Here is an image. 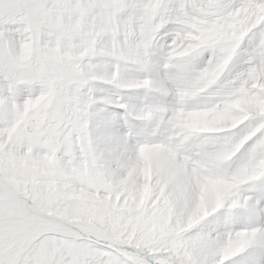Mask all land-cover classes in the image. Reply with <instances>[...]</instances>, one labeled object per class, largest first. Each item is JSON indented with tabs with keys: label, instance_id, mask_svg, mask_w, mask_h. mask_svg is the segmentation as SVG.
Returning <instances> with one entry per match:
<instances>
[{
	"label": "rangeland",
	"instance_id": "1",
	"mask_svg": "<svg viewBox=\"0 0 264 264\" xmlns=\"http://www.w3.org/2000/svg\"><path fill=\"white\" fill-rule=\"evenodd\" d=\"M260 1L262 6L255 9V0H235L231 3L234 6L232 12L245 16H252L253 12L258 14L264 7V0ZM191 2L203 5L200 0H184L185 4ZM95 4L98 3L93 0H0V174L22 193L26 190L33 193L36 185L52 186L65 195L66 200L61 202L63 205L59 202L54 210V207H48L42 212L81 225L110 243L143 248L151 261L139 253L121 252L88 238L36 232L13 224L19 223L20 217L11 209H1L0 264H220L226 260L227 253L218 254L217 260L207 256L210 240L214 239L208 228L210 219L219 213L224 218L233 209L241 207V203L231 208L223 203L226 195L223 189L215 190L209 196L208 190L198 192V183L188 181L186 186L193 190V198L191 204L185 205L175 196L168 181L158 175V179L151 176L148 164L143 166L137 179V173L129 174L127 178L115 173L114 165L96 143L94 128L99 117L106 115L105 111L112 103L124 105L122 97L110 91L111 86L97 73L105 71L117 77L121 71H132L133 67L123 59L95 57L94 42L81 35L82 22L93 29L98 27L100 19L89 9ZM225 10L207 15L198 10L191 17L192 23L201 28L213 26L217 28L215 32L224 33L227 22H223L226 26H221L220 18L227 16ZM222 43L224 49L229 47L227 41ZM255 44L252 43L254 50ZM256 75L263 84L264 71ZM243 79L255 80L249 74ZM261 88L227 91L221 96L239 94L241 102L252 99L254 107H262L264 88ZM109 92L113 94V100H108ZM170 95L169 92L167 97ZM195 95L209 100V94L202 90ZM225 100L223 98V102ZM195 105L203 109L199 105L204 104ZM257 116L253 117L257 119ZM129 118L136 123L135 119ZM247 118L240 123L246 122ZM262 120L263 125L258 127L261 136L247 128L241 138L244 141L258 137L256 145L261 156L256 159L264 157V116ZM108 121L112 122L111 118ZM182 121L184 125L187 122L183 118ZM226 121L223 119L222 122ZM230 130L237 137V128L234 126ZM187 133L183 131V137L175 142L180 151L175 150L173 156L184 167L187 164L183 159L185 156L192 168L185 172L189 180L200 182L203 177L192 174L196 171L191 163H197V160L188 153L191 144L185 140L189 139ZM219 137L218 134L216 144L225 141L223 136ZM169 142L174 143V135L173 141L169 139ZM221 153L230 159L235 151L228 154L222 149ZM253 156L255 152L250 160ZM214 162L212 168L220 174L223 170L230 172L233 167L232 160L226 162L225 168L217 160ZM115 165L123 175L127 173L124 167ZM250 166L246 169L248 174L241 178L243 181L239 179L241 190L250 183L246 180L251 177L254 164ZM257 169L258 174L262 173L264 160L257 164ZM222 178L238 185L234 176ZM0 197L8 200L4 195L0 194ZM239 258L258 264L255 259L252 262L248 254ZM260 264L264 263L260 260Z\"/></svg>",
	"mask_w": 264,
	"mask_h": 264
},
{
	"label": "bare ground",
	"instance_id": "2",
	"mask_svg": "<svg viewBox=\"0 0 264 264\" xmlns=\"http://www.w3.org/2000/svg\"><path fill=\"white\" fill-rule=\"evenodd\" d=\"M93 1L98 4L89 9L97 14L100 22L96 29L82 22L79 27L81 35L88 36L94 42L95 57L123 59L133 67L132 71H121L117 77L105 71L97 73L100 79L111 86L110 91L122 97L124 104L109 105L105 111L106 115L99 117L94 128L96 143L102 148L101 151L107 160L114 165V172L126 178L129 174L137 173V179L143 166L148 164L151 176L158 179V175L168 181L175 196L185 205L192 203L193 190L186 186L190 181L198 183V192L208 190L206 193L209 196L210 193L213 195L215 190L223 189L226 192L223 203L230 207L241 203V207H238L241 209H233L224 218L220 217L222 213L211 217L208 228L213 232L214 239L210 240L207 256L210 260H217L218 254L223 252L227 253V258L222 264H253L239 258L248 254L252 262L255 259L258 264L260 260L264 263V173L241 190L239 180L236 185L235 182H230L232 180L222 178L223 173H217L212 168L215 160L222 168L228 161V155L223 156L222 149L230 154L234 146H240L242 135L247 128L253 130L263 125L264 106L254 107L252 99L241 102L239 94L236 93L233 96L228 93L226 96L221 95L227 91L239 92L244 88H264V80L261 84L256 75L257 72L264 71V7L259 9L258 14L253 12L252 16H245L232 12L235 0H200L203 2L202 6L199 2L185 4L184 0ZM261 2L255 0L254 8L261 7ZM226 8L228 9L225 10ZM198 10L205 15L212 14V11L218 13L225 10L227 16L220 18L221 26L225 25L224 21L227 22L224 33L215 32L217 28L213 26L196 27L191 17L196 15ZM224 41L229 43L226 49L221 46ZM252 43H256L255 50ZM213 48H218V51ZM248 74L255 80L245 81L243 78ZM200 90L209 94L208 101L195 95ZM169 92L172 95L167 97ZM109 93L111 96H108V100H113V94ZM181 95L182 100L179 99ZM223 98H226L225 102ZM198 103L204 104L199 105L203 109H198L195 105ZM253 116H257V119ZM129 117L135 119L136 123ZM109 118L112 122L108 121ZM182 118L187 121L185 125ZM245 118L246 122L240 123ZM223 119L227 121L222 122ZM247 122L249 124L246 127ZM219 123L221 125L217 126ZM234 126L238 130L237 137H234L230 130ZM183 131L189 132V139H185L191 144L190 147L187 145L188 153L197 160V163L190 161L196 171L192 174L196 177L200 174L203 181L189 180L185 172L189 169L192 171V168L185 156V167L173 156L175 150L180 151L175 142L183 137ZM218 134L223 136L225 141H218L216 144ZM173 135L174 143L171 144L169 139L173 141ZM253 143L249 140L246 146L241 144L245 148L236 153L237 158L234 156L232 177L238 179L241 167L252 158ZM115 164L124 167L127 173L123 175ZM23 192L0 174V194L8 198L7 200L0 197V210L11 209L14 215L20 217L21 221L13 224L32 228L36 232L88 238L121 252L139 253L151 261L143 248L110 243L81 225L42 212L47 211L48 207H54V210L55 206H59V202L63 205L61 202L66 200L65 195L52 186L36 185L33 187V193L28 190ZM1 217L0 214V220ZM253 247L256 250L251 249Z\"/></svg>",
	"mask_w": 264,
	"mask_h": 264
},
{
	"label": "crops",
	"instance_id": "3",
	"mask_svg": "<svg viewBox=\"0 0 264 264\" xmlns=\"http://www.w3.org/2000/svg\"><path fill=\"white\" fill-rule=\"evenodd\" d=\"M259 128H255L254 129V131L256 132V130H257V136L259 135V136H261V134H260V130H258ZM257 136H255V137H252V138H250V139H245L244 141H243V144L242 145H244V146H246V143L247 142H249V140L251 141V142H254L253 143V145L252 146H254L253 147V152H252V155L254 154V152H255V157L252 159V160H249L248 162H247V164H245L244 166H242L241 167V169H240V175H239V178H238V180L240 179L241 181H243L241 178H243L246 174H248L247 172H246V169H248V168H250L251 166V164H254V167H253V170H252V175H251V177L248 179V180H246V181H248V182H253V181H255V180H257V179H259V177L261 176L260 174H262L263 173V171H264V169H263V171H262V173H260V174H258V169H257V164H261L262 163V161L264 160V157H262V158H257L256 159V157H259V156H261V153H260V151H259V149L257 148V145H256V141H257ZM246 141V142H245ZM245 143V144H244ZM234 145H235V143H234ZM256 145V146H255ZM244 146H234L233 147V151L232 152H234L235 151V154L230 158V159H228V161H231L232 160V162H233V159H234V156H236L237 154H238V152H240V149H243V148H245ZM237 153V154H236ZM251 155V156H252ZM251 161V162H250ZM253 161V162H252ZM244 163H245V161H244ZM227 165V163H224V167ZM223 174H222V177H225V176H232V173H231V171L230 172H225V170H223V172H222ZM254 173V174H253ZM242 174H243V176H242ZM260 175V176H259Z\"/></svg>",
	"mask_w": 264,
	"mask_h": 264
}]
</instances>
